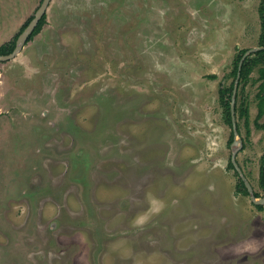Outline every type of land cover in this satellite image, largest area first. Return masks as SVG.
<instances>
[{
  "label": "rangeland",
  "instance_id": "374dc122",
  "mask_svg": "<svg viewBox=\"0 0 264 264\" xmlns=\"http://www.w3.org/2000/svg\"><path fill=\"white\" fill-rule=\"evenodd\" d=\"M261 1L51 0L0 61V264H264L219 92ZM41 2L0 0V46ZM251 75L237 159L264 196Z\"/></svg>",
  "mask_w": 264,
  "mask_h": 264
},
{
  "label": "trees",
  "instance_id": "16d2710c",
  "mask_svg": "<svg viewBox=\"0 0 264 264\" xmlns=\"http://www.w3.org/2000/svg\"><path fill=\"white\" fill-rule=\"evenodd\" d=\"M259 15H260V20H261V32L259 35V46H264V0L261 1L260 7H259ZM33 18V15L30 16L28 21L23 25L21 31L28 25L30 20ZM46 22V16L44 15L42 19L40 20L38 26L35 28L33 33L30 35L28 38V42L33 40V38L39 34L43 26ZM20 31V32H21ZM20 32L15 36L16 39ZM16 39L12 40L11 42H7L5 44H2L0 46V54H8L13 51L15 48L16 44ZM247 49H240L238 54L235 57V65L232 70V75L234 77L233 81L231 82L230 86L226 87L223 86L220 88V103L223 106V116L225 121L229 124V126L232 129V118H231V99H232V92L234 88V82L235 78L237 76L238 72V66H239V61L244 54V52ZM254 71H257L258 73V78L256 80L259 81L258 85V93H257V98H258V114H257V120L264 117V49L258 50L247 56V58L244 60L242 69H241V78L239 82V89H238V94H237V99H236V117H237V125H238V130L241 133V120H244L245 125L247 127V135L251 133V128H250V122H249V117H250V110L248 103L243 99V101H240V96L242 89L244 88L243 85H245L252 77V73ZM211 78H215V74L209 75ZM258 127L264 128V123L260 124L257 123ZM234 138V133L233 129L231 130L230 138H229V143L233 141ZM246 148V140L244 139V145L242 147V150ZM229 168L235 170V174L238 177V181L236 184V193H244L246 195H249L248 189L245 185L244 180L241 178L237 170L235 169L231 157L229 160ZM259 186L264 189V153L261 155L260 158V169H259V178H258ZM254 187V186H253ZM254 195L256 197H262L263 195L257 191L254 188ZM254 204V203H253ZM258 210L264 211V204H254Z\"/></svg>",
  "mask_w": 264,
  "mask_h": 264
},
{
  "label": "water",
  "instance_id": "95a60500",
  "mask_svg": "<svg viewBox=\"0 0 264 264\" xmlns=\"http://www.w3.org/2000/svg\"><path fill=\"white\" fill-rule=\"evenodd\" d=\"M50 2H51V0H42L40 6L35 11L33 18L30 20L28 25L23 29V31H21L20 34L18 35V37L16 39L15 48L13 49V51L8 53V54H0V61L11 60V59L15 58L21 52L23 47L27 44L28 38L33 33L35 28L38 26L42 17L45 15ZM261 49H264V46H257V47L249 48L242 55V57L239 61L238 72H237V76L235 78L234 88H233V92H232V99H231V118H232V129H233V133H234L232 146L236 147L234 149L232 155H231V161H232L235 169L237 170V172L241 176V178L244 180L245 185L248 189L251 201L254 204H264V196L256 197L254 195V187H253L252 183L248 180V178L245 176L244 171H243L242 167L240 166L238 159H237V154L241 150V148L243 147L244 143H243V138H241V136H240V132L238 130V125H237L236 99H237V94H238V89H239V82H240V78H241V69H242L243 62L247 58V56H249L253 52L261 50Z\"/></svg>",
  "mask_w": 264,
  "mask_h": 264
},
{
  "label": "crops",
  "instance_id": "0c3cea01",
  "mask_svg": "<svg viewBox=\"0 0 264 264\" xmlns=\"http://www.w3.org/2000/svg\"><path fill=\"white\" fill-rule=\"evenodd\" d=\"M255 232L256 235H254V239L252 238L251 244H249L251 247H248L246 249L256 248L261 250L264 248V223L258 224V230Z\"/></svg>",
  "mask_w": 264,
  "mask_h": 264
}]
</instances>
